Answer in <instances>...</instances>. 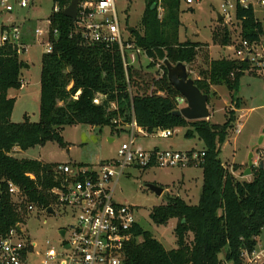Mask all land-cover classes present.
<instances>
[{
  "label": "trees",
  "instance_id": "trees-1",
  "mask_svg": "<svg viewBox=\"0 0 264 264\" xmlns=\"http://www.w3.org/2000/svg\"><path fill=\"white\" fill-rule=\"evenodd\" d=\"M70 1L53 0L59 11L48 17L52 51L41 58L37 123H30L26 118L18 124L10 121L14 99L8 93L20 89L25 63L12 45L0 47V235L24 222L29 203L37 207L51 206L54 199L49 190L60 187L63 182L62 176L54 171L59 164L17 159L15 148L25 152L55 143L66 149L61 136L66 127L108 128L111 134H120L125 132L123 127L133 116L137 127L148 134L155 129L158 132L186 129L185 138L196 137L203 143L204 157L199 166L202 189L198 204L191 206L180 198L167 196L166 204L154 207L149 215L157 226L177 220L173 229L177 248L165 250L137 223L133 235L142 241L133 240L128 244L125 264H243L242 253L257 247L264 229V166L253 168L252 180L246 182L232 175L240 171L239 165H234L231 173L219 159L220 146L233 130L241 101L232 96L234 109L226 110V122L222 126L177 117L173 113L178 110L181 97L169 84L163 62L190 66L200 56L204 68L198 70L194 85L208 98L213 86L223 85L234 95L241 77L253 69L248 62L233 57L208 59V44L180 42L181 0H160V3L145 0L141 30H132L128 42L150 60L149 68L158 64L161 75L152 80L149 94H131L129 87L134 72L130 67L124 70L118 46L85 43L74 21L63 15ZM235 18L240 25L236 39L252 41L264 34L252 7L237 6ZM2 29L8 27L2 26ZM226 34L217 28L212 33V41L224 47L233 44L235 39L230 41ZM96 94L106 98L99 106L92 103ZM8 183L18 187L24 197L22 203L13 202Z\"/></svg>",
  "mask_w": 264,
  "mask_h": 264
},
{
  "label": "rangeland",
  "instance_id": "rangeland-1",
  "mask_svg": "<svg viewBox=\"0 0 264 264\" xmlns=\"http://www.w3.org/2000/svg\"><path fill=\"white\" fill-rule=\"evenodd\" d=\"M19 1L0 0V27H17L20 30L23 44L28 46L26 52L20 56V59L27 65V68L24 67L21 70V87L8 93L9 98L14 99L10 121L18 124L26 118L30 123H37L39 121L41 58L45 54V48L42 45L47 38H36L34 31L40 29L45 32L49 29L47 20L52 13L54 3L53 0H28L27 7L21 9L17 5ZM193 1L191 5H187L185 0L180 1L179 41L208 44L207 51L210 60L232 58V53L227 50L230 45L224 47L220 42L214 44L212 33L218 28L221 33H227L230 41L236 39L240 32V25L236 22L235 12L233 10L230 12L229 22L223 19L218 22L217 14L220 15L223 0ZM145 4V0H115L122 37L127 39V42L129 41V29L137 32L141 30L140 23ZM6 6H10L12 12H5ZM158 14L162 16V10L158 9ZM254 15L264 29V16L257 6H254ZM128 55H133V57L126 61L129 64L127 68L130 67L134 72L129 93L149 94L152 80L161 75L159 65L149 68L150 60L136 49ZM185 67L188 78L195 80L198 70L204 68L202 58L197 57L192 65ZM263 75L253 70L250 74H244L234 95L229 93L223 85L213 86L211 90L207 104L210 118L207 121L212 125L222 126L226 122V110L234 109L231 107L232 96L241 101L240 109L236 110L233 130L229 131L228 137L220 146L219 159L231 173L234 165H239L240 171L247 168L248 157L255 146L257 147L252 151V162L255 165L253 168H256L261 161L264 162V138L260 141L264 130ZM185 104L182 100L178 105V110L185 107ZM185 132L186 129L181 128L168 139L159 138L158 133H147L144 137L138 135L136 146L148 149L152 144H156L161 150H167V145L174 143L176 147H189L195 151L204 149L201 141L185 138ZM61 136L66 149L59 148L55 143H47L43 147H35L25 152L19 150L22 154L14 155V157L38 160L46 164L72 163L89 166L99 161L117 159L121 145L127 141L125 132L111 134L108 128L98 129L89 126L66 127ZM108 138L114 141L109 143ZM232 175L236 177L234 173ZM251 175L244 178H252ZM147 185L162 188L161 197L149 191L146 188ZM201 189L202 170L198 167L151 168L148 170L131 168L118 181L114 199L120 204L135 207L138 225L144 231L149 232L165 250L170 251L177 248L173 233L177 220H170L164 226H157L149 218L151 210L154 207L165 205L167 196L180 198L186 204L195 206L199 202ZM12 200L17 203L23 201L24 198L13 196ZM24 218L21 226V240L36 245L29 258L30 264H41L44 261L42 254L47 249H62L63 241L68 239L71 233L70 227L76 225V215L69 208H54L53 213L43 212L37 208L34 212H25ZM62 232L66 234L65 239L60 236ZM190 238L191 236H188V239ZM134 241L140 243L142 239L139 237ZM259 243L263 248L264 234L259 237Z\"/></svg>",
  "mask_w": 264,
  "mask_h": 264
},
{
  "label": "built area",
  "instance_id": "built-area-1",
  "mask_svg": "<svg viewBox=\"0 0 264 264\" xmlns=\"http://www.w3.org/2000/svg\"><path fill=\"white\" fill-rule=\"evenodd\" d=\"M158 2L160 3V0ZM185 2L191 5L194 1L185 0ZM223 2L220 16L225 21L231 20L230 12L232 10L235 12L237 6L252 7L253 11L254 6H257L264 16V0H223ZM27 4L28 0H20L17 5L24 9ZM4 11L12 12V8L6 6ZM58 11L59 7L54 5L52 13ZM74 23L88 45L118 46L123 68L126 71L129 65L126 61L133 57L128 53L134 48L122 37L115 0H80ZM47 26H49L48 20ZM34 35L36 38H47L42 47L45 48V53H50L52 41L49 38V29L45 32L36 29ZM6 45H12L19 58L28 47L22 42L20 30L12 26L8 29L0 27V47ZM227 50L232 53L234 59L248 62L253 71L264 74V34L252 41L235 39ZM105 99V96L96 94L92 103L99 106ZM123 128L127 141L121 145L117 159L100 161L89 166L59 165L54 171L62 176L63 182L60 187L49 190L54 203L48 208L37 207L34 203L26 206L27 213L34 212L37 208L43 212H48L49 209L54 212V208H69L76 215V225L70 227L71 233L68 239L63 241L62 249H47L42 254L44 261L41 264H125L126 247L139 237L133 235V228L137 224L136 208L128 204H120L114 199L120 178L131 168L142 170L199 168L202 163L203 150L145 151L136 146L137 136L143 135V130L137 127L133 116ZM156 133L160 138L168 139L173 136L174 131L165 130ZM29 178L34 179L33 176ZM8 192L11 197H23L18 187L12 183H8ZM22 224H17L8 233L0 235V264H30L29 258L36 245L21 240ZM242 260L243 264H264V247L262 248L259 240L253 251L242 253Z\"/></svg>",
  "mask_w": 264,
  "mask_h": 264
},
{
  "label": "water",
  "instance_id": "water-1",
  "mask_svg": "<svg viewBox=\"0 0 264 264\" xmlns=\"http://www.w3.org/2000/svg\"><path fill=\"white\" fill-rule=\"evenodd\" d=\"M80 0H71L70 4L64 9L63 15L66 18H69L71 20H75L76 18V12H77V6ZM155 6L153 5L152 9H154ZM221 20V16L217 14V21L219 22ZM129 33H132V30L129 29ZM163 65L167 72V79L169 84L179 93L181 97V101L183 100L186 104L185 107H183L180 110L175 111L173 114L177 117H182L184 120L189 122H195V121H207L210 118V112L207 107L208 103V96L203 95L199 89L194 85V80L189 79L187 75V69L185 65L178 63L176 65H171L168 61H164ZM27 68V65H25ZM157 130H153V133L155 134ZM264 138V130L263 134L260 137V141H262ZM108 142L111 143L112 139H108ZM257 146L252 148V151ZM252 151L248 157V163L247 168L243 171V176L247 177L252 174V168L255 166L252 162ZM264 162L261 161L256 167L259 169H263ZM149 191L153 192L156 196L161 197L163 193V189L154 185H147L146 187ZM48 213H53L51 209L48 210ZM65 235L64 232L60 234V236L63 238Z\"/></svg>",
  "mask_w": 264,
  "mask_h": 264
},
{
  "label": "crops",
  "instance_id": "crops-1",
  "mask_svg": "<svg viewBox=\"0 0 264 264\" xmlns=\"http://www.w3.org/2000/svg\"><path fill=\"white\" fill-rule=\"evenodd\" d=\"M11 25V24H10ZM10 27V26H9ZM12 27H14V26H12ZM197 79V78H196ZM212 88L213 87H211V90H212ZM178 130H180V129H175V130H173L174 131V134H175V132H177ZM147 133H145L144 131H143V135H140V136H142V137H144L145 135H146ZM174 134H173V136H174ZM138 137V136H137ZM160 138V137H159ZM108 139H111V138H108ZM161 139H164V138H161ZM191 139H197L196 137H193V138H191ZM198 140V139H197ZM114 140L112 139V142H113ZM199 141V140H198ZM202 143V142H201ZM135 145H136V142H135ZM168 146V149H171V150H178V151H188V150H193L192 148H189V147H176V145L174 144V143H170V144H168L167 145ZM139 147V146H138ZM141 148V147H140ZM142 149V148H141ZM152 149H160V148H158V146L156 145V144H152V146L150 147V148H148V149H143V150H145V151H148V150H152ZM202 150V149H201ZM13 152H14V155L15 156H17V155H19V154H22V153H20V151L17 149V148H15L14 150H13ZM100 162V161H99ZM69 164V163H68ZM59 165H64V164H59ZM70 165H74V164H72V163H70ZM78 166H81V164L80 165H78ZM82 166H84V165H82ZM246 169V168H245ZM244 169V170H245ZM243 170V171H244ZM243 171H240V172H237V173H234V175L236 176V178L238 179V180H240V181H246V182H249V181H251L252 180V178L250 177V178H244V176H243Z\"/></svg>",
  "mask_w": 264,
  "mask_h": 264
}]
</instances>
